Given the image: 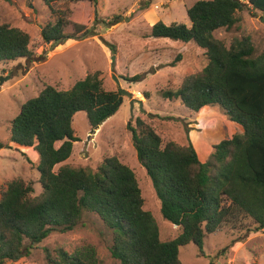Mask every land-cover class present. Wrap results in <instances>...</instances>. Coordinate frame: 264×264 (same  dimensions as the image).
Wrapping results in <instances>:
<instances>
[{"label": "trees", "instance_id": "obj_1", "mask_svg": "<svg viewBox=\"0 0 264 264\" xmlns=\"http://www.w3.org/2000/svg\"><path fill=\"white\" fill-rule=\"evenodd\" d=\"M42 3L48 13L40 28L44 44L91 38L99 23L115 26L122 21L119 16L109 21L95 17L90 26L89 11L96 0ZM246 10L259 12L264 20V0H199L186 10L189 26L158 21L147 35L201 50L200 69L185 75L177 87L159 91L163 100L178 101L198 115L218 107L242 129L212 145L202 162L191 144L162 141L146 119L135 117L126 125L161 216L177 227V236L161 240L153 216L143 209L134 172L117 156L103 157L95 169L64 164L79 141L72 129L74 115L85 113L94 130L121 105L119 91L105 90L97 71L68 90L44 86L10 122L8 143L0 142V150L10 149L9 143L31 148L37 154L41 191L35 195L31 181L15 178L0 193V264L27 257L54 232L73 231L83 212L95 215L109 233L108 252L119 264H181L179 249L194 244L203 254L210 234L244 228L245 222L251 224L246 231L264 230V47L258 51L245 35L230 44L215 36L238 26ZM34 45L28 33L0 24V63L30 60ZM181 58L177 55L170 65ZM45 258L48 264H100L91 246L72 254L45 249Z\"/></svg>", "mask_w": 264, "mask_h": 264}, {"label": "rangeland", "instance_id": "obj_2", "mask_svg": "<svg viewBox=\"0 0 264 264\" xmlns=\"http://www.w3.org/2000/svg\"><path fill=\"white\" fill-rule=\"evenodd\" d=\"M197 1L96 0L89 11L90 26L95 17L109 21L119 16L121 23L115 26L99 23L94 26L91 38L52 45L40 39V28L48 18L42 0H0V24L28 33L35 43L30 60L0 63V142L8 143L10 122L19 114L20 107L36 97L44 86L64 91L86 75L101 72L105 90L129 94H121L117 112L94 130L88 125L85 113L74 115L72 129L79 141L73 143L71 155L64 164L95 169L103 157L117 156L134 172L144 201L143 209L153 216L163 241L177 236L178 229L162 218L159 202L146 171L137 161L126 125L133 123L135 117L146 119L162 141H173L180 146L191 144L202 162L211 153L212 145L242 132L218 107H208L198 115L180 102L163 100L158 95L159 91L177 87L185 75L200 69L201 50L190 43L147 37L151 28L147 25L148 19L154 18L149 21L154 24L160 21L189 26L186 10ZM244 35L250 37L258 51L264 47V20L259 12L246 10L238 26L215 33L226 44ZM108 46H113L115 53L111 54ZM177 55L181 60L171 66ZM136 75L140 76L137 81L125 80ZM9 147L0 150V193L8 182L22 178L31 181L34 194H39L36 153L12 143ZM81 218L73 231L54 232L27 257L5 264H48L45 249L62 248L72 254L87 246L96 250L100 264H119L109 255L110 236L98 218L85 212ZM250 225L245 222L244 228L238 225L237 230L225 229L206 236L203 254L194 244L180 248L181 264H264V230L246 231Z\"/></svg>", "mask_w": 264, "mask_h": 264}, {"label": "crops", "instance_id": "obj_3", "mask_svg": "<svg viewBox=\"0 0 264 264\" xmlns=\"http://www.w3.org/2000/svg\"><path fill=\"white\" fill-rule=\"evenodd\" d=\"M243 2H246V0H242ZM157 17V16H156ZM150 20H154V18H150V19H148V23H147V25H148V27L150 28L154 23V21L153 22H149ZM168 25V24H167ZM149 34V33H148ZM147 36V35H146ZM142 39H148L147 37H144V38H142ZM110 53V52H109ZM25 149H28V148H25ZM37 155V154H36Z\"/></svg>", "mask_w": 264, "mask_h": 264}, {"label": "water", "instance_id": "obj_4", "mask_svg": "<svg viewBox=\"0 0 264 264\" xmlns=\"http://www.w3.org/2000/svg\"><path fill=\"white\" fill-rule=\"evenodd\" d=\"M116 83H117V85H118V81H116ZM120 94H124V95H128L129 93H127V92H124V91H120ZM131 105H132V103H131Z\"/></svg>", "mask_w": 264, "mask_h": 264}, {"label": "clouds", "instance_id": "obj_5", "mask_svg": "<svg viewBox=\"0 0 264 264\" xmlns=\"http://www.w3.org/2000/svg\"><path fill=\"white\" fill-rule=\"evenodd\" d=\"M19 148H21V147H19Z\"/></svg>", "mask_w": 264, "mask_h": 264}]
</instances>
